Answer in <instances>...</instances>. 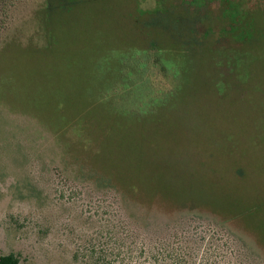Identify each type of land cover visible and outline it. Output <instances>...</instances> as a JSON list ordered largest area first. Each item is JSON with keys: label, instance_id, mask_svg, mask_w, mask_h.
I'll return each mask as SVG.
<instances>
[{"label": "rangeland", "instance_id": "rangeland-1", "mask_svg": "<svg viewBox=\"0 0 264 264\" xmlns=\"http://www.w3.org/2000/svg\"><path fill=\"white\" fill-rule=\"evenodd\" d=\"M0 255L264 264V0H7Z\"/></svg>", "mask_w": 264, "mask_h": 264}, {"label": "trees", "instance_id": "trees-1", "mask_svg": "<svg viewBox=\"0 0 264 264\" xmlns=\"http://www.w3.org/2000/svg\"><path fill=\"white\" fill-rule=\"evenodd\" d=\"M7 0H0V29L5 26L6 21V8L8 5ZM1 31V30H0ZM20 258L17 254L11 252L0 255V264H20Z\"/></svg>", "mask_w": 264, "mask_h": 264}]
</instances>
